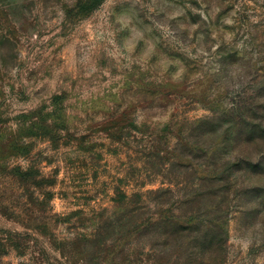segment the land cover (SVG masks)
<instances>
[{"label":"rangeland","instance_id":"1","mask_svg":"<svg viewBox=\"0 0 264 264\" xmlns=\"http://www.w3.org/2000/svg\"><path fill=\"white\" fill-rule=\"evenodd\" d=\"M0 264H264V0H0Z\"/></svg>","mask_w":264,"mask_h":264}]
</instances>
